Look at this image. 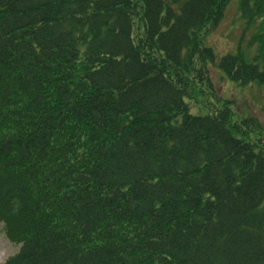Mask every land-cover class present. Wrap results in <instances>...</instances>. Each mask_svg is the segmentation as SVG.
<instances>
[{"label": "trees", "instance_id": "trees-1", "mask_svg": "<svg viewBox=\"0 0 264 264\" xmlns=\"http://www.w3.org/2000/svg\"><path fill=\"white\" fill-rule=\"evenodd\" d=\"M229 1L0 0V264H264V124L186 102L264 87V0L251 58L204 43Z\"/></svg>", "mask_w": 264, "mask_h": 264}, {"label": "rangeland", "instance_id": "rangeland-1", "mask_svg": "<svg viewBox=\"0 0 264 264\" xmlns=\"http://www.w3.org/2000/svg\"><path fill=\"white\" fill-rule=\"evenodd\" d=\"M255 27L245 28L237 11V0H230L224 9L223 18L206 35L204 43L210 46L219 57L225 53L243 50L248 58L255 54L253 38ZM211 90L195 85L187 88L186 102L192 113L205 114L219 104L217 98L228 100L236 116L254 115L264 124V87L257 85L239 86L228 80L216 67H209ZM190 83V81H189ZM211 91V92H210ZM17 250L10 243L0 224V263Z\"/></svg>", "mask_w": 264, "mask_h": 264}]
</instances>
